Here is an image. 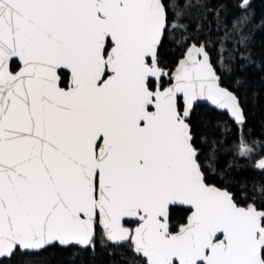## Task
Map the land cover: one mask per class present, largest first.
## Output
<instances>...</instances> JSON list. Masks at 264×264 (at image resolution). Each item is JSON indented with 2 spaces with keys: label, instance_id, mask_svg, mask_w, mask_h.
Masks as SVG:
<instances>
[{
  "label": "snow or ice",
  "instance_id": "1",
  "mask_svg": "<svg viewBox=\"0 0 264 264\" xmlns=\"http://www.w3.org/2000/svg\"><path fill=\"white\" fill-rule=\"evenodd\" d=\"M258 34L264 0H0V264H264Z\"/></svg>",
  "mask_w": 264,
  "mask_h": 264
},
{
  "label": "trees",
  "instance_id": "2",
  "mask_svg": "<svg viewBox=\"0 0 264 264\" xmlns=\"http://www.w3.org/2000/svg\"><path fill=\"white\" fill-rule=\"evenodd\" d=\"M255 7L257 8V11L259 12L260 8H261V0H256L254 2ZM262 37H264V34H258L257 35V47H259L260 43H261V39ZM214 58V56H213ZM262 101H264V93H262ZM256 111V117H249V122L250 124L255 123L256 127H255V134L259 135L260 134V129H259V124H258V118L260 117V115L262 114L261 111L259 110V108L255 109ZM110 259H118V257H108L106 254L105 255H100L96 258L95 260V264H109V260ZM85 260H87V257H85ZM61 261H64L66 264V256H52L50 258V264H60Z\"/></svg>",
  "mask_w": 264,
  "mask_h": 264
},
{
  "label": "water",
  "instance_id": "3",
  "mask_svg": "<svg viewBox=\"0 0 264 264\" xmlns=\"http://www.w3.org/2000/svg\"><path fill=\"white\" fill-rule=\"evenodd\" d=\"M256 0H253V2H255Z\"/></svg>",
  "mask_w": 264,
  "mask_h": 264
}]
</instances>
